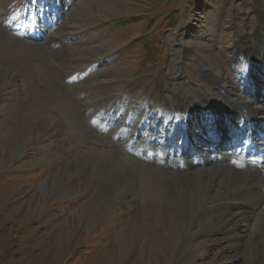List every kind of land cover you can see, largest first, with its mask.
I'll return each instance as SVG.
<instances>
[{"label":"rangeland","instance_id":"1","mask_svg":"<svg viewBox=\"0 0 264 264\" xmlns=\"http://www.w3.org/2000/svg\"><path fill=\"white\" fill-rule=\"evenodd\" d=\"M241 69L264 95V0H0V264H260L264 252L245 246L234 248L239 262L230 244L219 263L210 244L179 251L181 227L164 220L132 224L150 166L135 182L116 171L123 154L98 139L124 116L159 122L190 99L221 106L227 94L211 79L240 95ZM104 106L118 112L103 129L88 115ZM217 132L220 143L231 136ZM118 189L125 199L111 202ZM155 195L164 212L171 196Z\"/></svg>","mask_w":264,"mask_h":264},{"label":"bare ground","instance_id":"2","mask_svg":"<svg viewBox=\"0 0 264 264\" xmlns=\"http://www.w3.org/2000/svg\"><path fill=\"white\" fill-rule=\"evenodd\" d=\"M55 7L53 4L42 10L44 13L51 9L55 12ZM19 42L34 45L33 42ZM249 49L248 56L259 59L257 51L252 47ZM239 73L243 81H239L236 90L240 95L229 93L222 82L211 79L213 87L227 94L221 106L207 99L201 98L197 102L190 99L187 104L179 102L178 107L174 108L175 112H165V118L161 117L159 122L145 121L144 117L139 120L136 116H124L115 130L98 135L100 144L123 154L121 162L116 163L117 172L129 174L137 182L142 177L140 168L146 164L150 166L145 190L132 196L131 223L135 224L136 217L143 215L148 216L149 221L164 220L165 224L179 225L180 231L176 227L179 251H182L184 244L216 246L217 251L212 258L214 263H219L227 250L224 244L231 245L233 253L229 259L233 262L242 261V256L234 248L245 246L246 251L252 248L256 252H264V95H257L258 87L254 84L251 89L247 88L248 74L244 69ZM2 74L1 71L0 87ZM77 87L83 89L81 85ZM68 94L69 90L66 89L56 98V103H61ZM247 98L249 100L245 101ZM88 107L89 104L84 110L92 112L91 109L87 110ZM104 107L105 111L95 109L94 115H88L103 129L106 124L112 123L118 112L110 111L109 106ZM118 107L119 104L116 105ZM149 111L148 107L146 114ZM218 128L226 134L235 132V149L231 151L226 140L220 143L222 137L217 132ZM218 144L220 149L217 148ZM98 154L100 156L102 152ZM138 158V161H134ZM101 160L110 162L106 158ZM67 163L61 166L69 167ZM113 184L115 188L120 187V181ZM158 189L171 196L165 201L167 208L164 212L157 210L159 203L153 200ZM106 197H102L101 201L105 202L108 197L111 202L125 199L119 189ZM197 217L202 219L199 223L194 222ZM206 233L219 235L199 237ZM168 237L173 239L175 234ZM112 257V253L107 255L110 260ZM260 264H264V258H261Z\"/></svg>","mask_w":264,"mask_h":264},{"label":"snow or ice","instance_id":"3","mask_svg":"<svg viewBox=\"0 0 264 264\" xmlns=\"http://www.w3.org/2000/svg\"><path fill=\"white\" fill-rule=\"evenodd\" d=\"M236 163V162H235Z\"/></svg>","mask_w":264,"mask_h":264}]
</instances>
